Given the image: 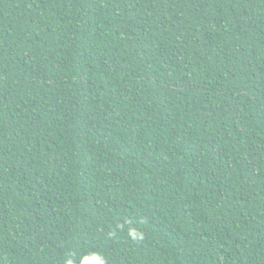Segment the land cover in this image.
I'll list each match as a JSON object with an SVG mask.
<instances>
[{
    "label": "trees",
    "instance_id": "1",
    "mask_svg": "<svg viewBox=\"0 0 264 264\" xmlns=\"http://www.w3.org/2000/svg\"><path fill=\"white\" fill-rule=\"evenodd\" d=\"M264 264V0H0V264Z\"/></svg>",
    "mask_w": 264,
    "mask_h": 264
},
{
    "label": "clouds",
    "instance_id": "2",
    "mask_svg": "<svg viewBox=\"0 0 264 264\" xmlns=\"http://www.w3.org/2000/svg\"><path fill=\"white\" fill-rule=\"evenodd\" d=\"M88 260V259H87ZM89 261V260H88ZM89 264H90V261H89Z\"/></svg>",
    "mask_w": 264,
    "mask_h": 264
}]
</instances>
